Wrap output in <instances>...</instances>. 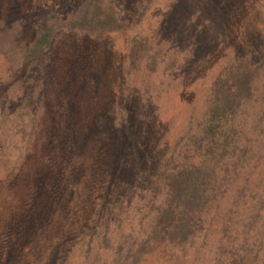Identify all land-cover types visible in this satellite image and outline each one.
I'll list each match as a JSON object with an SVG mask.
<instances>
[{
	"label": "trees",
	"instance_id": "1",
	"mask_svg": "<svg viewBox=\"0 0 264 264\" xmlns=\"http://www.w3.org/2000/svg\"><path fill=\"white\" fill-rule=\"evenodd\" d=\"M129 1L10 3V20L0 18V58L9 69V76L0 70L8 86L0 97V175L7 182L36 133L46 99L43 63L54 42L62 34L102 42L122 30ZM234 38L173 140H156L145 127V107L159 93L143 94L134 122L126 112L115 120L106 147L119 159L93 183L105 193L88 209L64 264H264V16ZM170 41L176 50L177 35ZM163 42L139 44L133 63L146 55L153 76L161 64L162 76L172 77L179 52L165 60ZM59 135L60 124L39 130L41 144Z\"/></svg>",
	"mask_w": 264,
	"mask_h": 264
},
{
	"label": "rangeland",
	"instance_id": "2",
	"mask_svg": "<svg viewBox=\"0 0 264 264\" xmlns=\"http://www.w3.org/2000/svg\"><path fill=\"white\" fill-rule=\"evenodd\" d=\"M13 2L0 0L1 19L10 20ZM262 16L264 0H130L122 30L102 42L60 35L43 63L46 99L25 161L10 182L0 175V264H64L88 223V209L105 193L93 183L119 159L106 147L115 120L126 112L134 122L143 94L159 93L145 107V127L156 140H173L199 106L224 47L235 45L237 31ZM175 34L176 50H171ZM161 41L165 60L179 52L172 77L162 76L161 64L153 76L146 55L134 56L135 63L131 58L139 44ZM193 47L195 58L186 62ZM5 64L0 58V70L9 76ZM7 87L0 84V97ZM54 124H60L62 135L41 144L39 130Z\"/></svg>",
	"mask_w": 264,
	"mask_h": 264
}]
</instances>
